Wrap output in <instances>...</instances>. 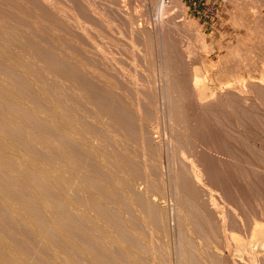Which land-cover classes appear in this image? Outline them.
I'll return each instance as SVG.
<instances>
[{"label":"rangeland","instance_id":"1","mask_svg":"<svg viewBox=\"0 0 264 264\" xmlns=\"http://www.w3.org/2000/svg\"><path fill=\"white\" fill-rule=\"evenodd\" d=\"M182 1L0 0L2 84L61 131L2 133L114 263L264 264V0Z\"/></svg>","mask_w":264,"mask_h":264},{"label":"bare ground","instance_id":"2","mask_svg":"<svg viewBox=\"0 0 264 264\" xmlns=\"http://www.w3.org/2000/svg\"><path fill=\"white\" fill-rule=\"evenodd\" d=\"M1 79H0V108L2 107L5 111H3V109L1 108L0 110H2V111H0V112L1 113L4 112V113H2L4 115L7 113L6 114L7 117L9 115V117H8V118H10L9 122L11 120L12 121L14 120L17 122L18 120H20L22 118L21 120H23V121H21V124L24 125V123H25L24 120H26L29 123H31V127L33 125L37 126V127H35L36 130L39 129V126L40 127H46L48 129V127H52L54 125L52 128L53 129L55 128V124L57 122H55L53 124L54 119L50 118V116H48L46 118H42V119H41V117H40V119L38 117H35L38 119V121H37L34 118L35 115L33 116V113H31V112L36 111L37 109L36 110L31 109V112H30L28 109H23V108L19 107L12 100V99H14L15 96L11 93V91L6 89L4 84H2V81H4V80L1 81ZM208 81H210V80H208ZM193 84L197 87L198 97L203 98V96H206L205 95V87H204L205 84L202 83V81L198 77V75L194 77ZM257 96H259V95H257ZM39 113H41V112H39ZM39 113H37V115H39ZM2 117L3 116H1V114H0V132H1L0 133V216L2 217L3 214L5 213L6 218L9 219L11 223L18 224V222H19V223H22L23 225H26L27 228H24V229H27L26 230L27 233L28 232L30 233L29 234L30 238L33 237V239H34V237H35V238H37V240L38 239L40 240V241L39 240L38 241L41 242L42 245H40V246H43L41 248L43 250L42 252L45 254V256L43 255V257H46L47 255H49V257H47V258H51V259H53V261L55 260L57 263L62 262V264H63V262H64L66 264V262H67V264H83L82 259L84 261V258H86V259H88L87 262L88 263L90 262L89 264H117V263L113 262L114 260H112L113 258L111 256L110 251H107L108 249H106V250L103 249V246H101V244H103V243L100 244L101 241L98 238L91 235L86 229H84L82 227L78 228V227L72 226L73 224L70 225V223H72L73 217L70 219V217H71L70 213L66 211V210H68V211L70 210V209H68V206H67V208L65 206H63L64 204H66V202L68 200L66 202L64 201V203H63L62 202L63 198H61L60 196L57 197L56 196L57 194L55 192L54 193L56 195L53 194V192L50 191V189H52V188H48L49 185L41 182L39 175L26 165V163L24 161L25 160L24 159V151L22 152V146H21L22 144L20 143L21 139L23 141H25V139H24L25 135L24 136L22 135L24 133L20 134V133L16 132L15 134L14 133L9 134L10 130L15 126V124L12 125L13 127H11V129H10V126L8 127V124L6 123L7 121L5 122V120H4L6 118H2ZM51 119H53L52 122H51ZM193 120H195V119H193ZM202 121H204V120H202ZM18 122H20V121H18ZM22 122H24V123H22ZM28 122H26V123L29 124ZM29 126H30V124H29ZM57 126H58V124H57ZM7 127L9 129L8 130L9 132L4 131L7 134V137H6V136H4L5 134H3L4 132L2 133V131L7 130ZM25 127H27V126L25 125ZM35 128H33V129H35ZM57 128L59 129V126L56 127L55 130ZM25 129L27 130V128H25ZM58 129H57V131H60V129L59 130ZM50 130H51V128H50ZM67 130L68 129H66V131L63 130V132L61 134H63V137H65L67 135L66 137L69 138V136L71 134L69 132H67ZM11 132H13V131L11 130ZM33 132L35 133V131H33ZM33 132H32V134H33ZM64 134H65V136H64ZM68 134H70V135L68 136ZM31 137L34 138L35 134H34V137L33 136H31ZM82 147H83V145H82ZM83 150L86 152L85 148ZM90 159H92V158H90ZM18 173H22V175H23L22 179L18 178V176H17ZM54 184L56 185V183H54ZM50 192H52V193H50ZM52 194L55 196H53ZM55 197L58 198L57 200L59 202L56 200ZM66 199H68V198H66ZM73 199L69 200V201H71V202H69L70 204H72L74 202ZM74 200H76V199H74ZM76 202H77V200L75 201L76 205L74 203L73 204H74V206L77 207L78 202L77 203ZM98 203L99 202H97L96 200L91 199V201L89 202L91 210L93 207L95 209L97 206H100ZM73 204L71 205L72 208H73ZM3 210H5L4 213H2ZM95 210L99 213L98 207ZM103 210H105V208ZM91 212H93V211H91ZM94 213H95V211H94ZM101 213L102 212H101V208H100V214ZM5 214H4L3 218L5 217ZM98 215L99 214L95 215V217L96 216L101 217V215L103 216L104 214L102 213L101 215H99V216ZM106 217H110V219H111L112 216L109 214V216L107 215L104 217L107 221H109L110 219L108 220ZM91 220H92V221H90V222H92L91 225H95L97 227V225H96L97 222L96 221L93 222V220H94L93 218ZM103 220H100V221H103ZM112 220L114 221V219H112ZM69 221H70V223H69ZM113 221L108 222V224L105 221H103V222H105V224H107L109 226V223L110 224L112 223L114 225V222H116V221H114V222ZM22 224H20V225H22ZM114 226H117V225H114ZM106 229L109 230V227H105V230ZM119 230L122 232V230L120 228H119ZM258 232H259V230H258ZM260 232H262V231H260ZM263 232H264V230H263ZM256 234H258V233H256ZM260 236H261V234H260ZM33 239L31 238L30 241H32ZM252 240H254V239H252ZM259 240L261 241V239H259ZM33 241H35V240H33ZM97 241H99V242H97ZM262 241H263V239H262ZM262 241H261V243H259L257 240L259 245L262 244ZM35 242H31V243L32 244L34 243L36 245L37 243H35ZM254 242H256V238H255ZM38 246L39 245H37L36 247H38ZM40 246L38 248H40ZM36 247H35V249H36ZM41 248H40L39 252H41ZM25 249H28L26 244L19 243V242L15 241L14 239H6V238H3L0 236V264H43L46 262V260H43L44 262L43 261L41 262L39 260V258H42V254H43L42 252H41L42 254L40 255L41 257L36 255L38 259L34 257L31 260L29 254H26L27 258H23L22 252ZM42 259H46V258H42ZM55 261L53 263L56 264ZM48 262H49V260L46 262V264L52 263L51 261L49 263Z\"/></svg>","mask_w":264,"mask_h":264},{"label":"built area","instance_id":"3","mask_svg":"<svg viewBox=\"0 0 264 264\" xmlns=\"http://www.w3.org/2000/svg\"><path fill=\"white\" fill-rule=\"evenodd\" d=\"M173 0H162L163 3L165 4H169L171 3ZM182 1V0H181ZM207 0H183L182 2L184 4L188 3V6H192L194 8H196L197 6H199L200 4H205Z\"/></svg>","mask_w":264,"mask_h":264}]
</instances>
